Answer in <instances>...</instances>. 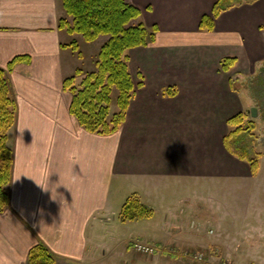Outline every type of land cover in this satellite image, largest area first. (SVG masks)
Masks as SVG:
<instances>
[{"label":"crops","instance_id":"0c3cea01","mask_svg":"<svg viewBox=\"0 0 264 264\" xmlns=\"http://www.w3.org/2000/svg\"><path fill=\"white\" fill-rule=\"evenodd\" d=\"M126 1L155 38L126 53L135 94L120 129L97 136L70 115L72 95L63 90L76 70L96 72L97 59L83 67L79 49L67 47L75 35L59 28V19L71 21L61 0H0V68L22 58L8 73L17 112L7 132L13 163L0 264H28L36 245L56 264H94L115 242L122 264H197L198 253L206 264H264V156L252 173L224 145L227 121L251 101L237 82L264 74V0L223 12L211 31L199 26L214 0ZM226 58L235 63L224 72ZM167 88L175 96H165ZM184 184L216 192L167 201V191ZM132 195L153 210L149 219L162 213L139 240L156 247L151 257L135 254L138 241L124 237L134 230L120 228L137 222L120 216Z\"/></svg>","mask_w":264,"mask_h":264},{"label":"trees","instance_id":"16d2710c","mask_svg":"<svg viewBox=\"0 0 264 264\" xmlns=\"http://www.w3.org/2000/svg\"><path fill=\"white\" fill-rule=\"evenodd\" d=\"M257 0H214L210 16H203L199 30L211 31L214 20L223 12L251 4ZM67 19H59L60 29H65L69 36H81L87 43H94L99 38H107L100 47L95 64L96 72L76 70L72 77L63 80V90L72 95L70 115L76 118L79 126L94 135L110 136L116 133L124 122L129 102L135 94V85L131 80L128 69L129 57L126 53L130 49L146 47L153 43L156 29L148 30L140 22L141 10L126 0H61ZM74 52L78 51L75 40L67 46ZM16 57L7 68H0V212L8 206L7 185L11 182L13 156L7 145L8 130L15 123L16 104L11 96L8 73L17 61ZM234 59H224L220 65L225 72L234 66ZM264 70V68L262 69ZM81 81L76 84V78ZM174 88L164 90L165 96H175ZM117 106L116 112H111L112 97ZM246 114H239L227 121L231 128L224 140L229 145L233 138L242 132H251L253 126L247 125ZM233 155L247 160L252 173L257 171V160L250 159L246 152H235ZM122 221L149 220L153 210L145 207L139 198L132 195L121 208ZM28 264H56L57 260L46 247L36 245L29 252Z\"/></svg>","mask_w":264,"mask_h":264},{"label":"rangeland","instance_id":"374dc122","mask_svg":"<svg viewBox=\"0 0 264 264\" xmlns=\"http://www.w3.org/2000/svg\"><path fill=\"white\" fill-rule=\"evenodd\" d=\"M72 38L75 39L78 44L79 51L82 53V59H84L83 67H90L93 64L94 56L96 59L97 53L101 48V39L96 40L94 43H87L81 36L75 35ZM106 39L103 38V42H106ZM76 52H73L74 55H77L75 54ZM254 75L255 76L252 75L246 78H241L236 84V87L242 92L244 97L251 99V101H248L247 103L248 107L245 112L247 115L245 123L248 121L251 123H246L244 126L246 127L251 124L253 126V130L248 133H240L239 137L231 140L230 145L239 152H246L249 158L254 157V159H257V156H264V74L262 76L257 71ZM112 100L111 112H116L117 106L114 103L115 96L112 97ZM248 108H255L257 110L255 118L251 117V113L248 112ZM210 191L216 192L215 187L209 185L198 186L196 184L176 185L172 186L167 191V201H171L176 197H178V199L184 197L192 199L197 196L207 197ZM173 208H175L173 211L178 214H180L181 210L184 212L185 209V207L182 206H174ZM157 209V214L152 219L138 220L134 224L127 222L126 226L120 227L121 229L132 228L134 230V234L131 237H129L128 234L124 235V237L127 239L129 238L132 241H147L148 239L146 238H148L152 233V227H154V225L160 226L162 222V213L159 212V208ZM207 229L208 228H205L204 230L207 231ZM108 246L110 248L106 250L105 254L101 252H98L97 254L95 253L94 264H122V258L119 255L121 252V245L115 242L113 245L108 243Z\"/></svg>","mask_w":264,"mask_h":264},{"label":"built area","instance_id":"2783aa9c","mask_svg":"<svg viewBox=\"0 0 264 264\" xmlns=\"http://www.w3.org/2000/svg\"><path fill=\"white\" fill-rule=\"evenodd\" d=\"M131 248L132 251L137 254V255H142V256H148L151 257L155 254L156 252V247L153 245L145 244L142 242H133L131 243ZM204 257L205 255L203 253H198L193 256V260L197 264H206L204 262ZM212 264H232L230 261L222 260V262L218 263H212ZM234 264V263H233Z\"/></svg>","mask_w":264,"mask_h":264},{"label":"water","instance_id":"95a60500","mask_svg":"<svg viewBox=\"0 0 264 264\" xmlns=\"http://www.w3.org/2000/svg\"><path fill=\"white\" fill-rule=\"evenodd\" d=\"M250 113H251V117H252V118H255L256 115H257V110H256L255 108H251V109H250Z\"/></svg>","mask_w":264,"mask_h":264}]
</instances>
